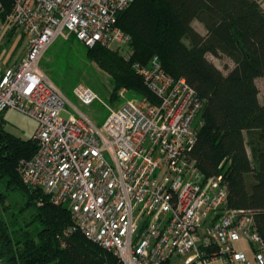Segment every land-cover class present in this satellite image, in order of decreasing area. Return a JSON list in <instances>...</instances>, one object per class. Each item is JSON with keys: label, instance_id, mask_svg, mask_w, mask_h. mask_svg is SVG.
Returning <instances> with one entry per match:
<instances>
[{"label": "built area", "instance_id": "1", "mask_svg": "<svg viewBox=\"0 0 264 264\" xmlns=\"http://www.w3.org/2000/svg\"><path fill=\"white\" fill-rule=\"evenodd\" d=\"M10 1L3 19L0 0V24L20 31L25 54L0 72V114L37 122L38 151L19 171L25 185L70 208L67 234L82 233L122 264H264L253 211L231 208L224 176L205 177L191 157L204 102L157 57L132 68L158 104L128 101L102 127L82 113L61 117L68 99L42 69L46 53L72 35L88 48L129 43L117 23L135 0ZM75 92L84 105L98 99Z\"/></svg>", "mask_w": 264, "mask_h": 264}, {"label": "trees", "instance_id": "2", "mask_svg": "<svg viewBox=\"0 0 264 264\" xmlns=\"http://www.w3.org/2000/svg\"><path fill=\"white\" fill-rule=\"evenodd\" d=\"M6 14L10 0H3ZM198 22L205 34L195 26ZM117 26L129 37L125 54L70 37L71 53L84 55L109 76V101L130 98L158 104L132 68L157 57L175 79H185L204 102L205 124L191 153L205 177L223 175L229 206L253 211L264 238V104L257 81L264 79V0H135ZM126 55V56H125ZM209 55L227 57L225 74ZM107 93V89H104ZM0 114V261L9 264H122L82 233L67 234L71 210L56 206L40 188L22 180L19 167L38 151L37 142L6 129ZM25 199L16 207L12 197Z\"/></svg>", "mask_w": 264, "mask_h": 264}, {"label": "rangeland", "instance_id": "3", "mask_svg": "<svg viewBox=\"0 0 264 264\" xmlns=\"http://www.w3.org/2000/svg\"><path fill=\"white\" fill-rule=\"evenodd\" d=\"M198 28L203 34L206 33L202 25ZM0 72L5 73L8 68L15 65L25 54V40L17 29L4 28L0 24ZM71 41L57 40L46 53L41 66L49 80L67 97L66 110L62 113L63 119H68L70 113L76 117L86 115L97 127H102L110 116L112 110L119 109L128 101L138 98H130L129 91L123 88L120 91V102L111 103L108 99L111 85L109 76L98 66L96 62L90 61L84 52L78 47L71 53ZM128 45L114 46L112 49H119L125 54ZM126 56V55H125ZM212 61L225 74L234 68V63L227 57H215L209 55ZM260 89L261 102L264 104V79L257 81ZM92 90L98 97L92 105H84L76 95L77 88ZM107 89V93L104 91ZM4 122L8 132L28 140L34 137L37 130V122L16 111L8 110L3 114ZM16 207H21L25 199L20 196L12 197ZM238 246L244 247L242 243Z\"/></svg>", "mask_w": 264, "mask_h": 264}, {"label": "water", "instance_id": "4", "mask_svg": "<svg viewBox=\"0 0 264 264\" xmlns=\"http://www.w3.org/2000/svg\"><path fill=\"white\" fill-rule=\"evenodd\" d=\"M0 264H9L6 260H1Z\"/></svg>", "mask_w": 264, "mask_h": 264}, {"label": "crops", "instance_id": "5", "mask_svg": "<svg viewBox=\"0 0 264 264\" xmlns=\"http://www.w3.org/2000/svg\"><path fill=\"white\" fill-rule=\"evenodd\" d=\"M198 25H201V24H199L198 22H195V26L198 28Z\"/></svg>", "mask_w": 264, "mask_h": 264}]
</instances>
